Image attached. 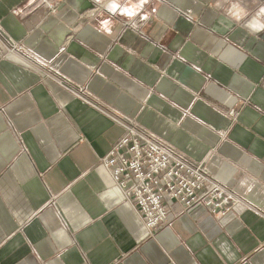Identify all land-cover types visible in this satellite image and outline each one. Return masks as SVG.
Masks as SVG:
<instances>
[{
    "label": "crops",
    "instance_id": "obj_1",
    "mask_svg": "<svg viewBox=\"0 0 264 264\" xmlns=\"http://www.w3.org/2000/svg\"><path fill=\"white\" fill-rule=\"evenodd\" d=\"M128 127L216 211L149 230L101 163ZM0 264H264V0H0Z\"/></svg>",
    "mask_w": 264,
    "mask_h": 264
},
{
    "label": "built area",
    "instance_id": "obj_2",
    "mask_svg": "<svg viewBox=\"0 0 264 264\" xmlns=\"http://www.w3.org/2000/svg\"><path fill=\"white\" fill-rule=\"evenodd\" d=\"M101 163L149 230L167 221L169 202L189 211L209 201L216 211L215 202L223 197L202 165L188 162L136 128L128 127Z\"/></svg>",
    "mask_w": 264,
    "mask_h": 264
},
{
    "label": "clouds",
    "instance_id": "obj_3",
    "mask_svg": "<svg viewBox=\"0 0 264 264\" xmlns=\"http://www.w3.org/2000/svg\"><path fill=\"white\" fill-rule=\"evenodd\" d=\"M113 10H115V9L113 8Z\"/></svg>",
    "mask_w": 264,
    "mask_h": 264
}]
</instances>
